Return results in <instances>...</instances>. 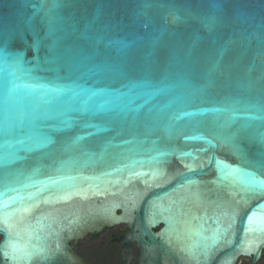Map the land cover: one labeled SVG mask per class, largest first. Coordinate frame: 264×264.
<instances>
[{"label":"water","instance_id":"1","mask_svg":"<svg viewBox=\"0 0 264 264\" xmlns=\"http://www.w3.org/2000/svg\"><path fill=\"white\" fill-rule=\"evenodd\" d=\"M59 2L49 33L40 0H0V159L18 157L0 167V264H81L69 242L118 223L155 264L257 260L264 0ZM5 56L101 97L155 95L126 118L21 112L6 100Z\"/></svg>","mask_w":264,"mask_h":264},{"label":"snow or ice","instance_id":"2","mask_svg":"<svg viewBox=\"0 0 264 264\" xmlns=\"http://www.w3.org/2000/svg\"><path fill=\"white\" fill-rule=\"evenodd\" d=\"M59 0H40L38 7H36V13H44L42 22L46 23L49 33L54 29L58 23V17L55 10L60 7ZM34 35H36L34 31ZM38 49L39 41L33 45ZM25 62L20 56L4 57V79L3 88L5 91L6 100L12 101L14 107L18 108L21 112L25 113H41L47 114L50 110H55L58 114L63 115L66 112L72 113H91L96 115L97 113L114 114V117L126 118L128 114L135 113L143 104L137 105V100L143 99L144 104L149 102V98L155 93L147 91H133L131 95L121 97H111L106 94L101 97L97 91L84 88L76 80L72 83L75 87L69 86L65 83V78L59 75H53L51 77H42L37 75L40 69L39 62L37 61L36 67H25ZM160 91H164L161 89ZM151 111V109L149 110ZM234 117H229L222 125L221 128H228ZM257 119V117H252ZM261 119H264L262 117ZM90 126V125H89ZM247 129L251 127L249 124L242 125ZM8 129L5 128V134ZM225 140L230 138H223ZM251 139L258 140L261 147L264 148V131H258L251 133ZM7 147V142L5 143ZM25 150H29L25 148ZM18 157H15L12 153H6L2 159H0V167H6L12 164ZM261 169L264 170V164L261 165ZM139 175V173H137ZM15 176L12 172H5L3 179L5 180V186L7 182ZM52 183H58V181H51ZM251 185L254 188H264V182L251 181ZM15 191V189H10ZM5 192L0 191V196H4ZM35 193L30 194L31 199ZM0 207H7L6 203L0 202ZM16 248L13 246V255L15 256ZM40 250L37 249L36 253L39 254Z\"/></svg>","mask_w":264,"mask_h":264},{"label":"flooded vegetation","instance_id":"3","mask_svg":"<svg viewBox=\"0 0 264 264\" xmlns=\"http://www.w3.org/2000/svg\"><path fill=\"white\" fill-rule=\"evenodd\" d=\"M130 232L128 223L106 226L71 240L69 249L81 264H155L153 260L148 261L139 241ZM235 264H264V249L257 260L254 255H245Z\"/></svg>","mask_w":264,"mask_h":264}]
</instances>
